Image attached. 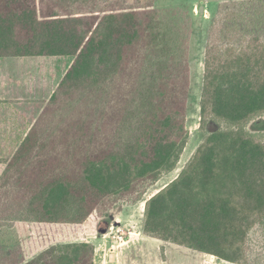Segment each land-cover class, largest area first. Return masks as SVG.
<instances>
[{
    "label": "trees",
    "instance_id": "trees-1",
    "mask_svg": "<svg viewBox=\"0 0 264 264\" xmlns=\"http://www.w3.org/2000/svg\"><path fill=\"white\" fill-rule=\"evenodd\" d=\"M218 9L229 41H245L223 48L212 23L200 129L222 127L146 200L142 228L250 264V233L264 225V138L248 129L264 116V0ZM191 33L186 10L155 0H0V57H74L5 162L0 235L15 242L0 245V264H95L86 222L138 203L176 169L190 137Z\"/></svg>",
    "mask_w": 264,
    "mask_h": 264
},
{
    "label": "rangeland",
    "instance_id": "rangeland-1",
    "mask_svg": "<svg viewBox=\"0 0 264 264\" xmlns=\"http://www.w3.org/2000/svg\"><path fill=\"white\" fill-rule=\"evenodd\" d=\"M232 1L234 0H155L157 7L160 9L181 8L186 10L191 17L192 33L189 60L192 84L188 96L187 107V126L190 131V137L176 169L163 175L157 182L151 184L138 203L120 204L104 219L89 220L86 222L84 227L85 240L93 243L96 247L95 264H237L220 259L216 256H209L212 254L203 253L185 246L149 237L143 232L140 234V224L142 222L143 225L146 200L160 191L180 173L199 144L210 132L222 127V124L210 121L204 130L200 129V97L203 86L205 52L212 23L217 20L216 26H218V31L220 32L222 40L220 46L224 48L228 46V44L231 45V43L234 44L237 49L244 46L245 41L243 40L242 42L239 39L229 41L230 39H228V37L232 35V30L234 28L228 29V25L225 26L223 24L226 21V19L222 20L226 12L218 15L219 5H228L231 4ZM246 5L245 9H247ZM241 26L243 29L245 28L244 25ZM261 30H263V28H261ZM240 32L243 33L242 31ZM243 36L244 35L241 34L238 38H242ZM73 59V56H35L15 60H22L25 63L33 62L35 66H42L44 68L42 71V78L44 79V77H47L51 82L53 75L51 76L50 72H55V74L58 75L59 81L62 77V73L66 71ZM26 69L25 67V70ZM34 70L37 71L36 67H34ZM41 82L43 84L44 80ZM52 89L53 87L49 90L47 95L44 94L45 96L41 98L44 105ZM51 125L52 124L41 125L42 129L38 131L50 132ZM248 129L252 132L263 134L264 138V116L251 121L248 125ZM20 133L22 135V132H19V134ZM10 135L9 139L12 143L10 144L9 152H0V178L7 168V163L5 162L12 158L23 138H20V136L17 138L15 136L10 137ZM131 221H133V223H131ZM101 226L102 228L108 229L107 232L109 233H107V235L101 233V230H99ZM130 231L135 233L130 235ZM2 233L0 235V245L7 247L15 242V237L7 234L8 230H4ZM249 241L250 264H264V225L257 226L251 231ZM111 252H116V254H118L114 262H111L109 258Z\"/></svg>",
    "mask_w": 264,
    "mask_h": 264
},
{
    "label": "crops",
    "instance_id": "crops-1",
    "mask_svg": "<svg viewBox=\"0 0 264 264\" xmlns=\"http://www.w3.org/2000/svg\"><path fill=\"white\" fill-rule=\"evenodd\" d=\"M24 57L35 56L0 57L1 153L9 152L10 150V144L12 143L9 139L10 132V137L15 136L17 138L20 136V138H22L27 132L31 131L44 105L41 98L47 95L52 87L53 91L61 80L58 81V75L52 71L50 72V75H53L51 82L47 77L43 79L42 71L44 68L42 66H35L33 62L25 63L22 60H15ZM33 66L36 67L37 71L34 70ZM25 67L27 68L26 70ZM64 73H62V77ZM42 80H44L43 84L41 82ZM19 132H22V135L21 133L19 134ZM131 223H133V221H131ZM105 229L106 228H102V226L99 228L102 234L107 235L109 232H107L108 229ZM142 232L141 222L140 234H142ZM134 233L135 232L130 231V235ZM117 255L118 254H116V259Z\"/></svg>",
    "mask_w": 264,
    "mask_h": 264
},
{
    "label": "water",
    "instance_id": "water-1",
    "mask_svg": "<svg viewBox=\"0 0 264 264\" xmlns=\"http://www.w3.org/2000/svg\"><path fill=\"white\" fill-rule=\"evenodd\" d=\"M209 256H214V255H209ZM109 258H110V261L111 262H114L116 260V254H115V252H111L110 255H109Z\"/></svg>",
    "mask_w": 264,
    "mask_h": 264
}]
</instances>
